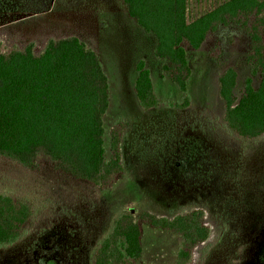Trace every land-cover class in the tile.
<instances>
[{"label": "rangeland", "instance_id": "374dc122", "mask_svg": "<svg viewBox=\"0 0 264 264\" xmlns=\"http://www.w3.org/2000/svg\"><path fill=\"white\" fill-rule=\"evenodd\" d=\"M229 0H186L195 21ZM264 16V13H263ZM264 34V32H263ZM76 37L96 53L108 80L103 117L104 148L118 119L128 128L122 151L126 175L109 192L76 184L48 163L31 172L0 159V193L27 201L31 226L13 246L0 250V264H91L96 246L123 213L147 211L173 217L201 209L208 238L192 264H264V135L241 142L222 121L218 78L236 74L238 99L246 78L249 38L237 26L219 28L194 51L182 46L191 70L189 105L162 74L154 38L130 18L122 0H0V42L6 48L33 44L39 54L49 39ZM143 61L161 107L143 112L133 86ZM177 234L144 227L141 264H175Z\"/></svg>", "mask_w": 264, "mask_h": 264}, {"label": "trees", "instance_id": "16d2710c", "mask_svg": "<svg viewBox=\"0 0 264 264\" xmlns=\"http://www.w3.org/2000/svg\"><path fill=\"white\" fill-rule=\"evenodd\" d=\"M128 16L154 38L153 56L161 72L189 105L191 76L185 50L200 49L209 34L237 26L249 38L247 66L258 75L257 88L246 78L237 99V74L228 68L218 78L222 121L239 141L264 135V0H229L195 21L186 20V0H122ZM134 94L138 107H161L144 62L135 65ZM108 80L98 56L76 37L49 39L35 54L33 44L6 48L0 42V159L25 170L39 171L44 163L76 184L109 193L126 175L122 136L128 125L118 119L109 130V154L104 148L103 117L108 108ZM30 204L10 193H0V250L13 246L31 226ZM144 227L181 240L175 264H192L194 253L208 238L201 209L173 217L147 211L123 213L96 246L91 264H141Z\"/></svg>", "mask_w": 264, "mask_h": 264}]
</instances>
